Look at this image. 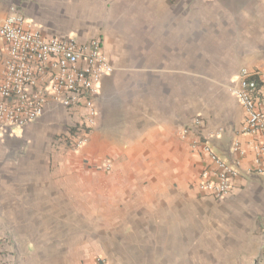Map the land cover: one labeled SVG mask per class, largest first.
I'll list each match as a JSON object with an SVG mask.
<instances>
[{
  "label": "crops",
  "instance_id": "0c3cea01",
  "mask_svg": "<svg viewBox=\"0 0 264 264\" xmlns=\"http://www.w3.org/2000/svg\"><path fill=\"white\" fill-rule=\"evenodd\" d=\"M12 10L46 36H99L113 71L78 152L57 138L83 107L0 131V264H264V131L242 132L231 91L264 69V0H0V26ZM6 52L0 37V72ZM199 139L238 167L225 198L198 188Z\"/></svg>",
  "mask_w": 264,
  "mask_h": 264
},
{
  "label": "built area",
  "instance_id": "2783aa9c",
  "mask_svg": "<svg viewBox=\"0 0 264 264\" xmlns=\"http://www.w3.org/2000/svg\"><path fill=\"white\" fill-rule=\"evenodd\" d=\"M0 37L7 51L0 72V131L8 133L14 127L24 128L36 122L50 102L71 110L83 107L87 110L83 119L57 138L59 146L78 152L87 143L95 123V96L101 80L113 71L102 50V39L97 36L80 42L72 36H46L15 10L1 24ZM231 91L246 113L242 132L264 131V69L242 67ZM199 124V119L188 123L183 134L194 131ZM199 144L213 166L202 170L198 188L213 198H225L231 192L238 167L202 139L194 140L193 147ZM231 149L240 156L246 152L237 139L232 140ZM256 149L264 152V142ZM98 262L109 264L102 257Z\"/></svg>",
  "mask_w": 264,
  "mask_h": 264
}]
</instances>
